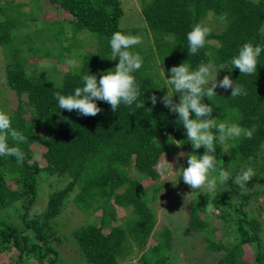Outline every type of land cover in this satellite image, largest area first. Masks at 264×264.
Wrapping results in <instances>:
<instances>
[{"label": "trees", "instance_id": "trees-1", "mask_svg": "<svg viewBox=\"0 0 264 264\" xmlns=\"http://www.w3.org/2000/svg\"><path fill=\"white\" fill-rule=\"evenodd\" d=\"M30 1L31 9L35 5L41 9L38 3L42 1L59 16L47 19L42 9L38 14L35 9H20L19 18L0 19V44L9 45L10 32L20 27L22 18L26 36L12 47L4 66L5 86L17 96V106L4 111H9L12 127L27 140L18 145L25 153L22 164L14 157L0 156L3 255L12 254V264H70L59 258L52 242L61 241L53 218L70 195L83 211L97 210L98 224L88 222L73 231L89 264H185L173 228L166 223L158 225L154 209L162 186L156 183L160 179L157 163L173 148L192 154L186 129L160 99L167 91L165 77L171 75L172 66L184 61L193 69L210 60L216 68L231 67V59L243 43L264 45V0H142L139 11L144 24L125 27L120 26V0ZM210 15L213 19L207 23ZM200 21L212 32L205 46L189 56L187 33ZM117 31L143 39L131 51L143 58L134 76L140 84L138 102L144 101L145 107L121 104L113 112L107 102L96 101L100 113L87 117L60 110L57 92L71 94L82 86L83 74L89 71L99 79L102 72L118 63V58L110 59L109 43ZM88 32L95 35L97 44L91 45ZM65 53L76 63L68 64ZM50 56L59 64L39 68L33 62ZM228 74L244 85L247 95L232 98L231 88L222 91L217 87V96L209 101L204 98V102L213 106L211 115L217 123H236L246 129L256 125V131L251 139L241 135L216 144V167L210 177L224 169L232 179L218 184L215 194L206 188L196 194L184 215L191 230L203 233L207 248L222 252L220 264H264V241L260 237L264 203L257 202L264 200V52L256 77L240 74L237 68ZM153 94L157 96L155 106L148 99ZM178 96H174L177 102ZM9 144L15 146L11 139ZM35 147L40 160L34 157ZM203 151V147L196 150L198 155ZM181 166L187 167L186 157L178 169ZM247 167L256 175L240 187L233 180ZM41 171L60 179L63 186L48 191L42 211L30 214L28 208L35 201ZM164 182L163 186L170 187L176 178ZM210 205L216 211L209 213ZM117 206L128 214L119 216ZM114 221L118 223L112 225Z\"/></svg>", "mask_w": 264, "mask_h": 264}, {"label": "clouds", "instance_id": "clouds-1", "mask_svg": "<svg viewBox=\"0 0 264 264\" xmlns=\"http://www.w3.org/2000/svg\"><path fill=\"white\" fill-rule=\"evenodd\" d=\"M211 32V27L204 21L197 22L191 27L187 33L189 56L196 55L205 46ZM142 42L140 35L114 32L109 41L110 59L118 58V63L114 68L102 72L99 79L97 75L89 71L83 74L82 86L76 87L71 94L63 95L57 92L55 95L59 109L68 112L76 111L79 115L87 117L100 113L101 108L96 101L107 102L113 112H116L121 104L130 107L135 103L137 109L145 107L144 101L138 102L141 94L140 84L134 76V73L142 67L143 58L139 53L131 51L134 46ZM262 52H264V45L253 44L251 41L243 43L237 54L232 57V66L228 67L229 71L237 68L240 74L256 77ZM67 63L72 65L74 61L68 60ZM221 68L224 67L216 68L214 62L210 60L207 63L201 62L193 69L190 62L184 61L172 66L169 69L171 75L167 78L164 71L167 91L160 99L165 107L177 114V123L182 124L186 129L192 154L178 152L175 162L179 164L180 157H186L187 167H179V177L183 178V182L192 191L206 188L209 193L215 194L218 184H227L232 179L231 173L227 170L221 169L218 176L210 177L211 171L216 167V144H225L228 140L239 138L241 135L251 139L256 131V125L246 129L236 123H217L216 118L212 117L213 106L205 103L204 98L209 101L217 96L215 91L217 87L225 90L231 88L230 97L232 98L247 95L244 85L234 82L229 75H224L222 79L217 80L218 69ZM176 94H179L178 102L174 100ZM148 99L155 106L157 96L153 94ZM62 119L68 120L67 117ZM10 139L15 146H10ZM26 140L27 137L22 132L12 127L11 115L0 110V156L14 157L18 164H22L25 153L18 145ZM201 147L204 149L203 154L198 155L196 150ZM169 167L173 171L172 163L164 156L158 164V169L163 174ZM255 175L254 169L247 167L238 172L233 182L244 187ZM207 211L211 213L216 209L210 205Z\"/></svg>", "mask_w": 264, "mask_h": 264}, {"label": "rangeland", "instance_id": "rangeland-1", "mask_svg": "<svg viewBox=\"0 0 264 264\" xmlns=\"http://www.w3.org/2000/svg\"><path fill=\"white\" fill-rule=\"evenodd\" d=\"M15 2H24L25 4H16L13 2H6L5 0H0V19L5 20L8 17H12L18 14L20 9L22 12L27 10H34L35 13L38 14L42 9V13L45 14L44 18H56L59 16L57 13H54V8L45 4L44 2L40 1L38 4L41 6L39 9L38 6H33L31 9V1L30 0H14ZM121 5L123 8V14L120 18V26L125 27L128 25H135L138 26L139 24H144L143 16L140 14V5L142 0H120ZM19 18V17H18ZM212 16L210 15L207 23L211 22ZM19 20V19H18ZM25 20L21 19L20 27H16L13 31H11V42L9 45L0 44V107H3V110H12L17 106V96L14 91L8 89L5 86V73H4V66L5 63L9 61L11 57V50L12 47L16 44L22 43L25 36ZM89 37L92 38L91 45L96 43L95 35L91 32H88ZM97 44V43H96ZM56 49H54L55 52ZM53 52V53H54ZM65 59L70 60L73 56L65 53L63 55ZM34 58V57H28ZM27 59V60H28ZM75 64V59L73 60ZM33 62H37L36 66L40 67H52L54 65L59 64L58 60L55 56L50 57H39L38 59L33 60ZM72 64V65H73ZM216 67V66H215ZM224 67L218 69L217 80L223 78L224 75H229L228 67L225 65L218 66L217 68ZM220 90H224L220 88ZM9 112V111H8ZM28 116V114H27ZM43 131V130H42ZM34 145L32 146L33 149ZM38 147L34 148V157L40 160ZM169 154L166 155V159L172 163L173 171L169 167L164 171L163 174L158 169V164L156 165L155 169H158L160 173V179L156 181L158 184H162L158 198L155 203V210L157 212V224L160 225L162 223H166L171 226L173 232L176 234L178 239L177 243V250L182 253L185 257V264H220L221 262V255L222 252H212L209 248L206 247V242L203 239V233L201 231L191 230L188 227V223L185 220L184 209L189 207L191 204L193 197L202 192L204 189L192 191L190 187L183 182V178L180 177L177 180V171L178 166L182 162V157L179 159V164L175 162V157L179 149L173 148L170 150ZM40 162V161H39ZM42 176V177H41ZM38 182L40 181L39 188L36 194L35 201L33 205L28 208L30 214L40 213L42 209L45 207L47 193L50 190L63 186V183L60 179L54 178L50 175H45L42 171L38 175ZM42 178H45L44 180ZM176 178V184L173 183L170 187L163 186L165 183L164 181H169ZM175 184V185H174ZM48 187V188H47ZM47 188L46 191H43ZM263 200V199H262ZM262 200H258L257 202L264 203ZM116 212L119 216L127 215L128 212L121 209V207H116ZM155 212V211H154ZM256 217H260L258 214L255 213ZM54 228L58 230L61 241L56 242L52 241L54 244L55 249L57 250V254L59 258L70 264H89L82 254L79 251V248L75 242L73 231L75 228L84 225L88 222H98L97 210H85L83 211L77 204L74 203L73 199L70 198V195L65 200V205L61 212H59L54 218ZM118 222H112V225L117 224ZM220 232V231H218ZM260 237L264 241V227L260 234ZM224 240V239H223ZM2 247H0V264H12L14 260V256L3 255ZM245 259V258H244ZM48 264V262H45ZM29 264V263H28Z\"/></svg>", "mask_w": 264, "mask_h": 264}]
</instances>
